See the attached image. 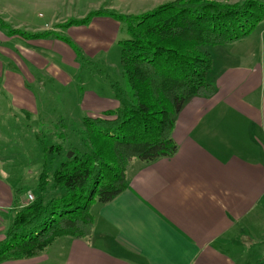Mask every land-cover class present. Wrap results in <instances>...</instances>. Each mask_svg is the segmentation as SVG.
Listing matches in <instances>:
<instances>
[{"label":"crops","instance_id":"crops-1","mask_svg":"<svg viewBox=\"0 0 264 264\" xmlns=\"http://www.w3.org/2000/svg\"><path fill=\"white\" fill-rule=\"evenodd\" d=\"M30 6L20 0L0 6L12 30L49 33L24 38L0 27V115L29 131L36 117L55 110L50 104L67 101L68 84L80 115L102 118L116 110L112 85L113 96L78 93L86 87L77 79L82 63L64 45V32L76 40L91 31L78 25L50 31L51 23L66 21L35 20ZM93 48L84 53L99 56ZM210 73L213 95L187 99L175 118L176 154L133 161L126 189L91 206L90 237H62L34 258L0 264H264V55L262 64L231 63ZM12 186L0 167V240L31 194Z\"/></svg>","mask_w":264,"mask_h":264},{"label":"trees","instance_id":"trees-1","mask_svg":"<svg viewBox=\"0 0 264 264\" xmlns=\"http://www.w3.org/2000/svg\"><path fill=\"white\" fill-rule=\"evenodd\" d=\"M100 16L125 26L127 39L118 45L131 98L113 83L118 108L105 112V118L83 119L88 152L71 149L73 155L67 158L62 156L65 152L59 153L61 145L47 149L57 154L56 168L50 173L47 164L42 167L40 195L14 214L0 240V263L34 258L62 237H90L91 206L106 204L126 189V172L133 161L151 163L174 156L177 145L172 131L182 106L189 98H209L214 93L206 79L213 61L205 48L250 36L264 22V3L173 0L135 16L99 8L61 27L87 25ZM1 26L8 36L35 39L49 34L28 35L0 19ZM49 187L62 195L44 201Z\"/></svg>","mask_w":264,"mask_h":264},{"label":"rangeland","instance_id":"rangeland-1","mask_svg":"<svg viewBox=\"0 0 264 264\" xmlns=\"http://www.w3.org/2000/svg\"><path fill=\"white\" fill-rule=\"evenodd\" d=\"M170 1L173 0H20V2L30 3L32 17L42 22L47 21L52 15L62 22L84 18L87 14L99 8L112 10L121 15L135 16L151 11L155 7ZM213 1L233 5L241 4L246 0ZM258 1L264 3V0ZM10 2L12 0H0V6H7ZM107 21L108 23H106ZM55 22L50 24L48 30L64 29L60 27L62 24L54 25ZM83 26L84 30L91 31L90 35H86V38L80 37L75 40L66 30L64 32L66 40L64 43L66 44L60 42L67 46L72 53L74 52V57L82 63L77 79L81 83H85L86 87L78 93L94 92L99 97L113 96L114 89L112 91L110 85L114 83L124 92L127 99L131 98L129 88L123 78L120 65V46L118 45V42L127 39L124 24L111 17L100 16L92 18L89 24ZM263 31L264 23L259 25L245 39L227 45L206 47L205 49L213 61L212 69L217 71L218 68L231 63L251 65L256 60L262 64L264 55L262 44H264V40L262 43L259 37ZM260 38L264 39V37ZM91 45L94 46V50L98 51L99 56L91 57L89 54L84 53V51L87 53L86 47L91 48ZM75 48H77L79 54L76 53ZM81 60L83 61L81 62ZM91 63L93 65H90ZM212 74L208 73L206 78L208 81H210ZM73 81L76 80L73 79ZM50 90L55 91L54 86H51ZM63 91L67 94L65 96L67 101L60 99L54 101V103L52 102L50 109L55 110L41 120L36 117L33 122H30L32 126H29V131H26L21 121L19 123L15 119L6 121L7 114L0 115V167L7 173L8 180L15 189H29L31 191L30 193L34 198L32 202H34L36 196L40 195L37 184L42 167L47 164L50 173L56 168L54 160H56L57 154H51L47 149L61 145L63 149L59 153L65 152V155L62 154V156L66 157L70 152L73 155L71 149L81 153L89 150L83 126L85 116L78 113L75 98L71 96V93L75 92L74 86L68 84ZM61 96L60 94V98ZM78 102L80 103L79 100ZM100 116L105 118L104 115ZM44 148H46V151H44ZM45 193L44 201L62 195L61 191L52 187H49ZM28 195L30 194H27L26 199L29 205L32 202L29 203Z\"/></svg>","mask_w":264,"mask_h":264},{"label":"built area","instance_id":"built-area-1","mask_svg":"<svg viewBox=\"0 0 264 264\" xmlns=\"http://www.w3.org/2000/svg\"><path fill=\"white\" fill-rule=\"evenodd\" d=\"M28 199L30 200V201H29V203H30V202L33 201L34 198H33V196L30 194V195H28Z\"/></svg>","mask_w":264,"mask_h":264},{"label":"water","instance_id":"water-1","mask_svg":"<svg viewBox=\"0 0 264 264\" xmlns=\"http://www.w3.org/2000/svg\"><path fill=\"white\" fill-rule=\"evenodd\" d=\"M71 155H72V153L70 152V153H69V155L67 156V158H70V157H71Z\"/></svg>","mask_w":264,"mask_h":264}]
</instances>
